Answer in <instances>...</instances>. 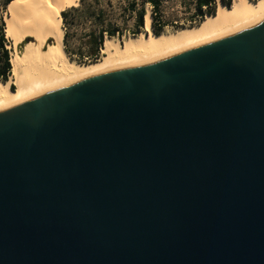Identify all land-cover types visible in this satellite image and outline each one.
<instances>
[{
    "label": "water",
    "instance_id": "water-1",
    "mask_svg": "<svg viewBox=\"0 0 264 264\" xmlns=\"http://www.w3.org/2000/svg\"><path fill=\"white\" fill-rule=\"evenodd\" d=\"M0 264H264V20L0 108Z\"/></svg>",
    "mask_w": 264,
    "mask_h": 264
},
{
    "label": "bare ground",
    "instance_id": "bare-ground-1",
    "mask_svg": "<svg viewBox=\"0 0 264 264\" xmlns=\"http://www.w3.org/2000/svg\"><path fill=\"white\" fill-rule=\"evenodd\" d=\"M216 1L199 23L155 33L146 9L143 29L124 39L105 38L95 61L71 60L63 47L62 11L78 0H10L3 17L9 39L10 78L0 80V108L117 70L161 60L264 20V0ZM12 85L14 88L12 89Z\"/></svg>",
    "mask_w": 264,
    "mask_h": 264
},
{
    "label": "trees",
    "instance_id": "trees-1",
    "mask_svg": "<svg viewBox=\"0 0 264 264\" xmlns=\"http://www.w3.org/2000/svg\"><path fill=\"white\" fill-rule=\"evenodd\" d=\"M9 1L10 0H5V4ZM98 1L99 0H79L78 5L68 7L62 11V18L64 22L66 21L67 16L72 14V22L75 24H85L88 20L92 23L89 30L84 33L85 40H83L81 45L77 48L78 54L69 50L67 45L68 35L67 32H64L63 47L65 53L71 60H75L77 62L95 61L101 57V47L106 37L121 38L123 36L122 32H120L119 26L107 20L104 17V10L95 6ZM223 3L229 5L230 0H223ZM145 4H149L151 6L150 14L152 16L153 31L155 33L164 31L161 24L155 23V19H157L159 0H143V3L139 8H136L135 1L132 0L131 2H128L127 5V10L130 11L133 19L134 31L131 36L137 35L143 29L142 17L145 12ZM194 6V16H200L203 18L205 16L204 14H211L214 12L213 7H215V0H195ZM202 6L206 7L205 13L202 10ZM0 22V80L5 81L8 79L9 73H11V65L9 62V50L5 47V36L3 32L4 21L1 20Z\"/></svg>",
    "mask_w": 264,
    "mask_h": 264
},
{
    "label": "rangeland",
    "instance_id": "rangeland-1",
    "mask_svg": "<svg viewBox=\"0 0 264 264\" xmlns=\"http://www.w3.org/2000/svg\"><path fill=\"white\" fill-rule=\"evenodd\" d=\"M131 1L132 0H99L98 3L95 5L97 6V8H102L104 10V17L107 20L119 26L120 32H122L123 36L121 38L115 37L116 39L127 38L131 36L132 32L134 31L132 14L129 10H127L128 2ZM134 1L136 4V8H139L143 3V0ZM221 1L223 2V0ZM76 5H78V3ZM6 6L7 4H5V0H0V21L3 20ZM215 8L216 1L215 7H213L214 11ZM146 9H149V11L151 12V6L149 4H145V10ZM157 11V19H155V23L161 24L163 26L164 31H171L183 26L194 25L202 19L200 18L198 20L197 18H194V0H159V6ZM72 16V14H69L66 18V21H63L62 25L64 28V32H67L68 35L67 45L69 50H72L75 54H78L77 48L81 45V42L85 40L84 33L89 30L92 23L90 20H88L85 24H75L74 22H72ZM151 28L153 30L152 16ZM8 46L9 39L5 37V47L9 50L10 54V47ZM10 75L11 73H9L8 79L10 78ZM11 88H14V86L12 85Z\"/></svg>",
    "mask_w": 264,
    "mask_h": 264
},
{
    "label": "built area",
    "instance_id": "built-area-1",
    "mask_svg": "<svg viewBox=\"0 0 264 264\" xmlns=\"http://www.w3.org/2000/svg\"><path fill=\"white\" fill-rule=\"evenodd\" d=\"M194 2H195V0H194ZM202 10L205 13L206 7L205 6H202ZM194 18H197L199 20L201 17L200 16H195Z\"/></svg>",
    "mask_w": 264,
    "mask_h": 264
}]
</instances>
